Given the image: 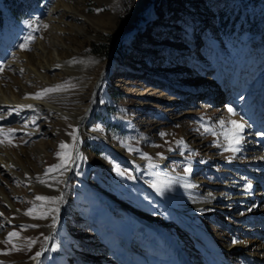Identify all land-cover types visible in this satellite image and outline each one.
<instances>
[{
  "label": "rangeland",
  "instance_id": "374dc122",
  "mask_svg": "<svg viewBox=\"0 0 264 264\" xmlns=\"http://www.w3.org/2000/svg\"><path fill=\"white\" fill-rule=\"evenodd\" d=\"M137 2L0 0L2 87L35 97L59 86L39 100L79 115L90 108L76 170L67 180L71 159L48 170L62 162L61 142L73 153L70 116L0 115V147L45 181L30 187L0 171V264H30L58 219L40 264H253L235 254L215 255L184 224L178 202L187 201L186 182L157 176L167 204L151 194L145 183L152 188L156 178L145 171L161 163L207 193L228 181H264V0H144L131 18ZM37 42L46 56L52 42L61 45L59 67L49 59L51 68L42 67ZM14 63L47 77L15 72ZM231 121L244 125L239 151H231L225 138L232 135ZM133 162L144 172L137 175ZM259 199L263 210L264 196ZM30 208L33 215H25ZM190 213L214 243L226 244L232 233L261 240L263 232L252 222L257 213ZM10 232L19 235L4 243Z\"/></svg>",
  "mask_w": 264,
  "mask_h": 264
},
{
  "label": "bare ground",
  "instance_id": "6f19581e",
  "mask_svg": "<svg viewBox=\"0 0 264 264\" xmlns=\"http://www.w3.org/2000/svg\"><path fill=\"white\" fill-rule=\"evenodd\" d=\"M143 1L144 0H138L137 2L138 4L136 5V10H134L131 18L135 16L137 9L141 8V4L143 3ZM55 12L56 10L54 9L52 10L51 14H54ZM50 47L53 49L52 50L53 52L51 51L46 56V54L43 55V53H45V48L41 45L40 42H37L34 46V52L38 57V62L42 64V67L44 68L45 67L51 68L50 67L51 65L48 66V64L46 63L48 62L47 59H49V61L55 62L58 65L62 63L60 60L61 59L60 53L63 50L61 45L59 46V44L57 45L56 43L52 42ZM12 70L15 72L32 70L33 73L32 76L30 77L37 79L38 78L46 79L47 77L46 71L44 70L37 72L36 70L24 67L17 63L13 64ZM103 73H105V71ZM97 82L96 85L99 83ZM93 97H95L94 94ZM91 102H92L91 110H93L94 108L93 104L95 100L94 101L92 100ZM7 110H16V112H20L21 116H25V117H27L30 113L31 114L34 113L38 116L42 114H57L60 117L68 115L73 119V121H75L74 124H76L75 135H76L77 144L75 143L76 146L73 150V153H71L72 155L71 161L66 166L67 174L65 175V177L67 180L70 176L68 175V173L71 174L72 171L76 170L75 167L78 162L77 160H79L78 156L82 151L83 130H84V126L87 123L90 108L87 109L84 115H79L75 111L69 112L66 109H63L62 107L56 104L39 100L33 97V95L29 91H26L23 88L19 90H14V88H12V86L10 85L2 87V84L0 82V115L1 116L4 115L5 111ZM98 138L102 142H104L108 147L112 148L111 146H109L106 140H104L99 136ZM13 157H15V155ZM149 165H151L150 169H148L145 172H147L151 177L156 178L152 180V185L154 186V188L153 186L151 188L147 182L145 184L150 188L151 194H153L157 199H162V200L164 199L159 193V178L157 177L159 174L162 175L164 174L169 181L180 179L181 183L186 182L187 185L189 184L193 185L192 187H186L187 201L185 203L182 202L184 203V206H181V200L178 202V208L182 210L181 215L180 214L178 215L180 218H182L183 222L186 223L190 227V229L195 232L194 233L195 235L199 236L200 239H203L205 241L208 248H211V251H213L215 254L218 255H224L227 253L230 255L235 254L241 256V258H246V260L252 262L253 264H264V241L261 240L259 241L256 238H250L251 236L244 237L243 234L241 235L240 233H232L231 235H228L227 239L224 241V243L226 244L220 245L218 241L217 242L215 241V243L212 241V239L209 237L205 229L197 226L196 224H194L189 220V218L192 217L190 211L207 213L213 208L221 212L229 211L230 213L228 214L231 216H237L244 213L251 214L252 212L257 213L258 215L259 214L261 215L262 213L264 214V209L262 210L261 207V199H259L261 195L264 196L263 190L260 189L262 187H259L262 185H259V183L253 181H247L245 183H242L241 185H238L240 183H238L237 181L234 183L232 181H228L222 185L221 189L218 192L214 193L210 191V193H207V191H205L206 188L202 187L198 181L192 180L187 176L182 177L183 180L182 181L181 176H178V174L167 173V171L163 168L161 163L159 164L153 163ZM28 166L30 167V165ZM1 170H5L6 172H8L10 174L11 179H15L19 182L27 183L30 187H34L35 184L39 182V180L43 179V177L40 175L37 176L32 175L28 167L23 166L19 161H16L14 158H12V156L10 157L9 154L7 153V150L4 147H0V171ZM133 170L137 175L144 172L143 168L139 166L138 163L136 162H133ZM66 180L64 182H66ZM249 184L251 185L250 188L248 187ZM65 191H66V185L64 188L62 187L59 189L60 192L59 199L62 198V194L64 195ZM0 194L2 196L1 192ZM164 200L167 204H171L169 198ZM5 201L11 207L10 201L7 199ZM64 213H65L64 210L62 211L60 210V214L62 216H64ZM165 226L166 225L164 224L160 225V227H162L166 231H169V229H167Z\"/></svg>",
  "mask_w": 264,
  "mask_h": 264
},
{
  "label": "snow or ice",
  "instance_id": "6c2138e0",
  "mask_svg": "<svg viewBox=\"0 0 264 264\" xmlns=\"http://www.w3.org/2000/svg\"><path fill=\"white\" fill-rule=\"evenodd\" d=\"M46 27V26H45ZM31 41V37L26 38V42L25 44L21 45L22 48H27L28 47V43ZM75 62V61H73ZM57 67H59V65H57ZM60 88L59 86L55 87V88H49V89H44L42 92L40 93H36L35 94V98L37 99H41L43 98V96L47 95L49 92H54V91H59ZM229 112H232L233 110L231 108L228 109ZM221 125L223 126L224 122L221 121L220 122ZM233 125V128L230 130L232 132L231 137H229L228 133H225V138L226 139H230V150L231 151H239V147H236V145H239L241 143V141L243 140V137L241 136V133L243 132L244 129V125L243 124H238L236 121H231L230 122ZM2 131V130H0ZM14 130L9 129L8 132L11 133ZM205 132H209V131H213L211 128L205 127L204 128ZM73 135V140H76V135L75 133L72 134ZM161 135H165L164 133H161ZM5 141H0V143H4ZM8 143H11V140L9 139L7 141ZM181 143H183L181 141ZM61 152L57 153V155L62 157V162L58 165H54L52 166L48 171H54L57 170L61 167H64V165L71 159V153L66 151V149H68L70 146L61 142V144L59 145ZM72 148L75 147V144L71 145ZM133 149L129 148V151H132ZM145 157L147 158V155L145 154ZM117 171H119V168H117ZM185 171L190 172L191 169L190 168H186ZM47 175V173H46ZM45 181L41 180V183H44ZM193 185L189 184L187 185V187H192ZM248 187L250 188L251 185L249 184ZM36 200L39 201H55L57 198L55 197H46V196H36L35 198ZM34 213V208H30L27 210V212L25 213V215H33ZM0 215H2V213H0ZM43 218V216L41 217ZM32 227H37V225H32ZM19 234L17 232H10L8 233V237L7 239L4 241V243H11L12 239L17 237ZM235 242V241H234ZM31 243H34V241H30L29 243V247L31 246ZM14 251H18L20 250L19 248H16L15 245H13V249ZM41 255V253L37 252L35 254L34 257H32V259H36L37 257H39Z\"/></svg>",
  "mask_w": 264,
  "mask_h": 264
},
{
  "label": "water",
  "instance_id": "95a60500",
  "mask_svg": "<svg viewBox=\"0 0 264 264\" xmlns=\"http://www.w3.org/2000/svg\"><path fill=\"white\" fill-rule=\"evenodd\" d=\"M101 76H102V74H101ZM101 78H102V77H101ZM93 105H95V102H94ZM104 144H105V143H104ZM68 175H70V173H68ZM68 175H67V176H68ZM59 210H60V208H59ZM58 218H62V216H61V214H59V212H58ZM59 221H60V219H58L57 222H56V224L52 227V229H51L50 231H48L47 236H46V241H45L44 246H43V249H42V251L40 252L41 255H40L39 257H37L36 259H33V260L31 261L30 264H40V261L42 260V258H43V257L45 256V254H46V249H47L48 244H49V242H50V237H51V235L54 233L55 229L58 227V225H59Z\"/></svg>",
  "mask_w": 264,
  "mask_h": 264
},
{
  "label": "trees",
  "instance_id": "16d2710c",
  "mask_svg": "<svg viewBox=\"0 0 264 264\" xmlns=\"http://www.w3.org/2000/svg\"><path fill=\"white\" fill-rule=\"evenodd\" d=\"M0 21H1V18H0Z\"/></svg>",
  "mask_w": 264,
  "mask_h": 264
}]
</instances>
